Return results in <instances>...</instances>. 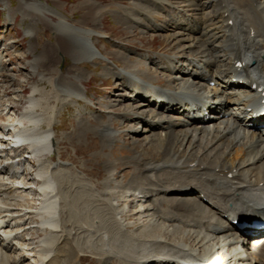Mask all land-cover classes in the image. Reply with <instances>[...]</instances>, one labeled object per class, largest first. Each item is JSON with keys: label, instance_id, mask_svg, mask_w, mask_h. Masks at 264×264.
<instances>
[{"label": "bare ground", "instance_id": "bare-ground-1", "mask_svg": "<svg viewBox=\"0 0 264 264\" xmlns=\"http://www.w3.org/2000/svg\"><path fill=\"white\" fill-rule=\"evenodd\" d=\"M16 1L11 8L9 0H0L6 25L20 16V23L26 20L24 36L30 39L36 36L38 23L50 20L48 27L68 46L73 63L109 61L101 50L96 53L90 47L91 38L100 33L71 25L43 2ZM154 2L162 6L148 10L138 4L134 10L143 19L134 18L133 23L141 33L146 29L169 33L165 39L173 42L174 51L144 57L152 64L157 61L153 64L156 71L143 65L141 58L137 65L126 64L127 58L116 52L114 58L122 66L117 72L103 66L100 74L125 80L122 85H129V99H140L137 102L142 105L137 107L146 110H120L122 118L137 123L135 129L124 132L139 138L138 124L146 125L141 132L147 135L157 132L155 138L144 137L145 147L141 145V151L124 163L133 169L129 179L114 178L117 167L111 162L105 165L107 177L101 189L84 176L76 177L58 152V114H49L36 87L20 114H13L6 104L7 112L0 115L9 114V123L0 122V264H25L26 257H31L28 264H75L80 254L91 252L102 256L100 262L114 259V264H178L179 260L264 264V240L252 245L256 236L233 223L264 210V137L261 130L246 128L247 123L262 121L247 109L262 105L249 88L254 83L264 87V0H188L185 10L202 14L201 20H190L185 14L171 22L151 20L149 25L146 18L159 11L179 9L167 0ZM50 14L60 20L53 22L46 17ZM98 16L102 18L94 12L96 23ZM36 65L35 60L27 63L30 75L37 77ZM2 71L0 66L1 77ZM212 82L219 87L211 88ZM141 87L150 97L141 93ZM53 91L59 102L91 103L80 88L68 83L57 80ZM151 97L163 98V102ZM112 101L104 106L103 123L94 115L92 119L96 134L110 145L120 132L111 126L118 116L111 111L116 106ZM225 107L229 108L220 116ZM203 108L212 113L206 120ZM239 109L244 110L245 120L237 118ZM185 113L198 120L188 119ZM53 153L58 158L55 162ZM153 155L159 159H150ZM22 171L26 183L12 181L22 178ZM35 230L42 238L22 239L24 232Z\"/></svg>", "mask_w": 264, "mask_h": 264}, {"label": "rangeland", "instance_id": "rangeland-1", "mask_svg": "<svg viewBox=\"0 0 264 264\" xmlns=\"http://www.w3.org/2000/svg\"><path fill=\"white\" fill-rule=\"evenodd\" d=\"M37 1L43 2L51 8H55L60 13L61 18L63 17L71 25L100 33L98 35L99 37L94 36L91 38L94 47L92 45L90 47L94 51L101 50L109 58V61H102V58H99L93 64L73 63L68 55L70 53L68 46L62 44L54 35L52 29L48 27L49 25L47 23H52L50 20H46L42 25L38 23L36 36L29 39L24 36L26 20L24 23H20V16H17L11 25H6V12L0 9V66L3 70V75L2 77L0 76V80H2L0 86H3V88L0 87V115L7 112L5 110L6 104L13 108V114H20L27 105L26 97L31 92V89L36 87L39 90L38 98L48 108L49 114H58L55 119V135L56 140H58V152L62 161L70 163V170L76 177L84 176L90 182H93L98 189H101V183L107 177L105 165L107 162H111L114 164V167H117L114 178L119 180L129 179L130 174L133 173V169L127 164L124 165V163L130 161V158L134 154L141 151V145L145 147L146 136L150 135L151 138H155V133L157 132L147 135L141 132L146 128V125L138 124L140 126L137 129L140 132L138 134L139 138L136 137L138 141L135 144L131 143L136 138L133 135H127L124 130L126 128L135 129L137 123L122 118L120 116L122 111L120 110L128 107L137 109L140 112H145L146 110L143 107H137L140 104L137 101H140V99L137 101L129 99L131 94L126 87L129 85H122L125 80L108 77L105 72L103 76L100 74H102L103 66L109 67L114 72H117V68L122 66L114 58L116 52H122V55L127 58L124 61L126 64L137 65L141 58L143 65L147 64L146 67L148 66L150 70L156 71L157 67H153V64H156L157 61L154 60L152 64L145 58L148 56L155 58L158 53L166 55L174 51L173 42H168L165 39L169 33L166 31L153 32L150 29H146L144 33H141L139 28L136 27L137 25L135 26V23H133L134 18L143 19V16L137 14V10H134L138 4L141 5L139 7L142 8L143 6L148 10L156 8L154 5L162 6V4L159 2L155 4L154 0ZM186 1L188 0H167L172 7H178L182 11L179 12V9L175 10V7L171 12L162 13L161 11H157L156 17L151 16L152 18H146L147 23L151 25L154 21L160 22L163 19L171 22V19L174 21L183 18L185 14L189 15L190 20H201L203 17L202 14L200 15L199 13L185 10L184 5H186ZM9 3L11 8L17 5L16 0H9ZM94 12L102 15V18L98 16L97 23L93 21ZM165 15L167 16L166 18L164 17ZM46 17L53 22L60 20V18L51 14L46 15ZM129 25H134V28L129 30ZM102 53L99 54L102 55ZM148 53L152 55H147ZM32 60H35L37 64V77L30 75L31 72L27 66V63ZM39 74L42 75V80L38 82ZM55 78L56 82L58 80L64 84L68 83L71 86L80 88L86 97L91 100V103L74 99H65L63 102H59L61 98L59 99L58 95H55L53 91V85L56 83L54 81ZM156 86L158 87L159 85L155 84L154 87ZM111 101L112 103L116 102V106L112 107L111 111H114L116 114L118 113V116L115 115L117 122L111 126L113 129L120 131L113 145L102 141L100 135L94 131L96 122L94 125L92 124L94 116L98 118V123L105 121L107 116L104 112V106ZM144 102H147V99ZM229 107L222 109L228 110ZM157 110L159 112L161 111L160 108H157ZM163 113L167 115L166 112ZM167 116L174 117L173 115ZM1 118V123H9V114L5 117L6 119L2 116ZM88 120L89 122H87ZM53 154V159L51 160L55 162L58 158L56 153ZM94 154H98V156L94 157ZM150 159L157 160L159 157L153 155ZM28 165L30 166V164H27L26 170L29 167ZM22 172V178L19 176L17 180L14 179L12 181L26 183V180H23L25 178L24 171ZM31 173H33L32 166L29 170L28 178H30ZM27 182L29 183L30 181L27 180ZM33 195L36 194L34 193ZM35 203L37 204V201ZM133 208V205H131L130 209ZM29 226H34V223L30 222ZM70 228L69 226L67 229ZM22 235V239L31 238L33 240L42 238V235L36 230L33 232H24ZM30 254L33 253L31 252ZM99 258L101 259L102 256L96 253L94 254V252L85 253L84 255L80 254L79 260L75 264H114L113 262H115L114 259H111V262L109 261L110 263L106 261L100 262ZM29 259L31 260V257L24 258V263L28 264Z\"/></svg>", "mask_w": 264, "mask_h": 264}]
</instances>
